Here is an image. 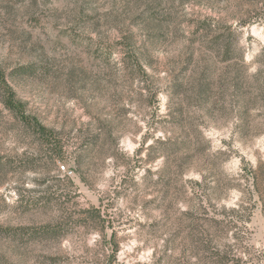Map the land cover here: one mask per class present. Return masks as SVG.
<instances>
[{
	"label": "rangeland",
	"instance_id": "374dc122",
	"mask_svg": "<svg viewBox=\"0 0 264 264\" xmlns=\"http://www.w3.org/2000/svg\"><path fill=\"white\" fill-rule=\"evenodd\" d=\"M0 264H264V0H0Z\"/></svg>",
	"mask_w": 264,
	"mask_h": 264
},
{
	"label": "trees",
	"instance_id": "16d2710c",
	"mask_svg": "<svg viewBox=\"0 0 264 264\" xmlns=\"http://www.w3.org/2000/svg\"><path fill=\"white\" fill-rule=\"evenodd\" d=\"M196 83L197 87L195 92L199 98H205L208 94L209 85L206 84L202 79L198 80ZM12 98L13 94L10 93L8 100L12 101ZM7 107L12 109L14 108V105L11 103V105H8ZM22 121L28 126L34 128V131L39 137L41 144L50 152L52 160L57 162L63 161V163H65L64 160L71 161L75 174H77L81 179H84L82 169L85 167V156L88 155L89 152L98 149L100 141L98 136L90 141L79 140L77 144H68L61 138L60 133L45 127L38 121L35 120L28 122L24 120V118ZM199 137L201 138V135ZM141 150L139 152H141ZM199 151V145L190 140L172 141L171 139H158L148 149L149 155L147 162L152 163L163 159L164 164L162 168L159 169L158 174L165 176L168 172V169L170 168V161L174 160L175 157L179 159L180 164L178 165V168L181 166L180 169L183 171V167H185L184 165L190 164V157H194L197 153L199 154ZM61 167H64L66 171L65 166H58V171L60 173ZM187 169H189V166L186 168V170ZM186 170H184L182 173H184Z\"/></svg>",
	"mask_w": 264,
	"mask_h": 264
},
{
	"label": "built area",
	"instance_id": "2783aa9c",
	"mask_svg": "<svg viewBox=\"0 0 264 264\" xmlns=\"http://www.w3.org/2000/svg\"><path fill=\"white\" fill-rule=\"evenodd\" d=\"M61 172H66L64 167L60 168Z\"/></svg>",
	"mask_w": 264,
	"mask_h": 264
}]
</instances>
